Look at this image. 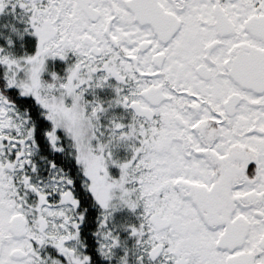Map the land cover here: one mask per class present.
<instances>
[{
    "label": "snow or ice",
    "instance_id": "snow-or-ice-1",
    "mask_svg": "<svg viewBox=\"0 0 264 264\" xmlns=\"http://www.w3.org/2000/svg\"><path fill=\"white\" fill-rule=\"evenodd\" d=\"M0 264H264V0H0Z\"/></svg>",
    "mask_w": 264,
    "mask_h": 264
}]
</instances>
